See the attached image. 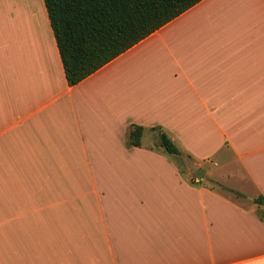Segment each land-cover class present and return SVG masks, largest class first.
I'll list each match as a JSON object with an SVG mask.
<instances>
[{
    "label": "crops",
    "instance_id": "1",
    "mask_svg": "<svg viewBox=\"0 0 264 264\" xmlns=\"http://www.w3.org/2000/svg\"><path fill=\"white\" fill-rule=\"evenodd\" d=\"M257 198L264 0H201L73 86L43 1L0 0V264H264Z\"/></svg>",
    "mask_w": 264,
    "mask_h": 264
},
{
    "label": "trees",
    "instance_id": "2",
    "mask_svg": "<svg viewBox=\"0 0 264 264\" xmlns=\"http://www.w3.org/2000/svg\"><path fill=\"white\" fill-rule=\"evenodd\" d=\"M42 1L64 79L73 86L201 0ZM141 133L130 126L127 144L138 147ZM158 138L165 153H178L165 135Z\"/></svg>",
    "mask_w": 264,
    "mask_h": 264
},
{
    "label": "rangeland",
    "instance_id": "3",
    "mask_svg": "<svg viewBox=\"0 0 264 264\" xmlns=\"http://www.w3.org/2000/svg\"><path fill=\"white\" fill-rule=\"evenodd\" d=\"M13 3V4H12ZM7 6H2L1 8H3V11L4 12H9L11 11L10 13L12 14V19L10 22L6 21L5 22V29L6 31H8V29L10 28L11 32H12V29H13V36H20L22 39H28L30 37L29 33H28V30H33V28L31 27L30 29H26V25H23V23H18L16 20H13L14 19V15H22L23 17L25 16V14L18 8V7H15V6H12L14 5V2H11V3H7L6 4ZM9 6L13 9L14 8V11L11 10L9 8ZM20 10V11H19ZM28 19H30L29 15H28ZM30 21L29 20V24H30ZM31 26V24H30ZM32 32V31H31ZM202 169H204L203 167L200 168V170L198 169V172H196V175L198 176V173L201 171L202 172Z\"/></svg>",
    "mask_w": 264,
    "mask_h": 264
}]
</instances>
